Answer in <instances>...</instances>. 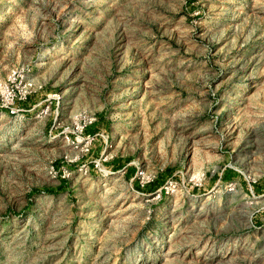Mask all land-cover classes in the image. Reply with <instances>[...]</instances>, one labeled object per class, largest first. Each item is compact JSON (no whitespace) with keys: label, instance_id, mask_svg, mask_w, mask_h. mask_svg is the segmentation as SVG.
<instances>
[{"label":"rangeland","instance_id":"374dc122","mask_svg":"<svg viewBox=\"0 0 264 264\" xmlns=\"http://www.w3.org/2000/svg\"><path fill=\"white\" fill-rule=\"evenodd\" d=\"M0 264H264V0H0Z\"/></svg>","mask_w":264,"mask_h":264}]
</instances>
